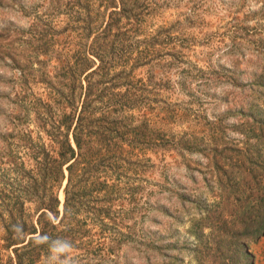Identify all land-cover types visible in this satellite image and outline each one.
Wrapping results in <instances>:
<instances>
[{
    "label": "trees",
    "instance_id": "16d2710c",
    "mask_svg": "<svg viewBox=\"0 0 264 264\" xmlns=\"http://www.w3.org/2000/svg\"><path fill=\"white\" fill-rule=\"evenodd\" d=\"M144 2L97 0L91 15L84 0L83 42L70 54L42 30L36 55L54 61L52 74L46 59L34 56L35 73L23 72L10 47L0 51L3 72L10 62L19 68L17 82L0 79L9 91L0 95V264H116L126 252L143 264H173V256L137 242L135 229L149 199L171 192L145 178L154 166L145 154L165 151L205 159L201 183L189 192L187 256L251 264L247 243L264 232V30L255 80L237 84L230 74L212 104L222 111L203 123L198 115L193 129L176 135L163 129L174 110L150 115L167 83L155 72L176 65L177 52L161 64L157 33L136 38L151 16ZM14 33L0 28V43ZM142 68L146 75L137 76Z\"/></svg>",
    "mask_w": 264,
    "mask_h": 264
},
{
    "label": "rangeland",
    "instance_id": "374dc122",
    "mask_svg": "<svg viewBox=\"0 0 264 264\" xmlns=\"http://www.w3.org/2000/svg\"><path fill=\"white\" fill-rule=\"evenodd\" d=\"M90 2L93 15L97 0ZM83 4L84 0H0V28L8 26L15 32L0 43V51L6 52L10 47L16 53L19 67L24 68L23 72L35 73L33 57L46 59L36 55L41 38L39 33L44 30L45 35L53 33L52 37L46 38L60 43L53 44L54 48L69 54L74 52L83 42L85 32ZM144 5L147 11L150 9L151 16L147 29L136 38L142 40L149 31L157 33L159 44L154 48L163 55L161 64L170 60V53L177 52L176 65L163 67V73H158L161 72L159 69L155 72L167 83L156 96L160 101L151 104L154 109L150 115L161 117L163 110H174L176 115L163 129L178 135L193 129L192 122L198 115L203 123L202 117L209 121L212 111H222V105L214 109L212 104L219 101L229 88L233 80L230 74L237 77V84L255 80L257 49L262 40L260 32L264 30V0H145ZM138 47L147 45L141 42ZM45 61L46 67H50L49 74H52L54 61ZM9 65L5 72L0 69V79L13 84L18 81L19 68L12 62ZM135 73L137 76L146 75L144 68ZM41 86L32 81L29 84L37 94L43 93ZM7 92L8 89L0 86V95ZM145 157L149 158L148 164L154 165L145 178L163 184L171 192L164 190L158 198L149 199V213L135 228L136 241L145 245L148 251L158 248L159 254L173 256L176 259L173 264H197L187 256L185 240L191 239L186 229L190 227L189 219L194 214L188 203L193 198L189 192L201 183L202 173L206 170L205 159L198 154H185L182 159L174 151L147 152ZM194 198L200 202L209 201V196L204 194H197ZM183 201L184 206H181ZM247 246L252 256L251 264H264V232ZM166 247H169L167 251ZM116 264L143 263L137 254L126 252Z\"/></svg>",
    "mask_w": 264,
    "mask_h": 264
}]
</instances>
